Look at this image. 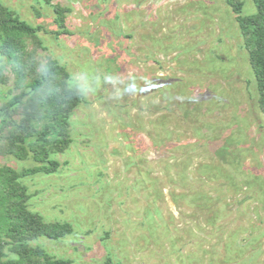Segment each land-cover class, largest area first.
<instances>
[{
  "label": "rangeland",
  "instance_id": "374dc122",
  "mask_svg": "<svg viewBox=\"0 0 264 264\" xmlns=\"http://www.w3.org/2000/svg\"><path fill=\"white\" fill-rule=\"evenodd\" d=\"M0 1L43 26L40 66L83 95L60 167L23 179L29 208L72 232L32 244L70 264H264V115L225 0ZM0 65L1 106L28 81Z\"/></svg>",
  "mask_w": 264,
  "mask_h": 264
},
{
  "label": "trees",
  "instance_id": "16d2710c",
  "mask_svg": "<svg viewBox=\"0 0 264 264\" xmlns=\"http://www.w3.org/2000/svg\"><path fill=\"white\" fill-rule=\"evenodd\" d=\"M235 13L248 62L255 78L257 103L264 115V0H252L254 11L243 12L241 0H225ZM56 33L67 32L65 9L53 4ZM40 24H32L0 1V54L18 83L26 87L0 106V157L10 156L31 165H0V264H70L32 244L38 238L59 239L72 232L68 221L48 222L29 208L30 193L23 179L55 172L60 162L51 151L70 143L69 116L83 95L70 85V73L55 59L40 66L36 48L42 46ZM25 39L34 47L29 49ZM8 76L0 65V84ZM102 264H114L111 258Z\"/></svg>",
  "mask_w": 264,
  "mask_h": 264
}]
</instances>
